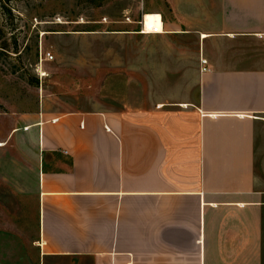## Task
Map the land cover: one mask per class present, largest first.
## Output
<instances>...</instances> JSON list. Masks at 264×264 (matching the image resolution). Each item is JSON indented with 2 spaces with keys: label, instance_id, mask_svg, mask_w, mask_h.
<instances>
[{
  "label": "crops",
  "instance_id": "obj_1",
  "mask_svg": "<svg viewBox=\"0 0 264 264\" xmlns=\"http://www.w3.org/2000/svg\"><path fill=\"white\" fill-rule=\"evenodd\" d=\"M145 1L103 100L12 114L0 188L35 264H264V0Z\"/></svg>",
  "mask_w": 264,
  "mask_h": 264
},
{
  "label": "rangeland",
  "instance_id": "obj_2",
  "mask_svg": "<svg viewBox=\"0 0 264 264\" xmlns=\"http://www.w3.org/2000/svg\"><path fill=\"white\" fill-rule=\"evenodd\" d=\"M145 2L0 0V138L8 135L12 114L28 112L41 102L90 107L103 100L110 67L120 73L122 41L139 37ZM129 27L136 34L124 33ZM45 53L52 60L40 62ZM8 149V141L0 140V152ZM259 165L263 168L264 160ZM259 173L264 178V171ZM10 201L9 192L0 188V245L12 242L1 239L12 236L9 231L18 234L26 252L22 258L35 264L28 246L33 232L25 225L27 209L10 207ZM0 260L5 264L13 261L9 253L0 255ZM51 261L49 264H70Z\"/></svg>",
  "mask_w": 264,
  "mask_h": 264
},
{
  "label": "bare ground",
  "instance_id": "obj_3",
  "mask_svg": "<svg viewBox=\"0 0 264 264\" xmlns=\"http://www.w3.org/2000/svg\"><path fill=\"white\" fill-rule=\"evenodd\" d=\"M142 30L144 33H160L161 26H160V18L158 15L145 13L142 17Z\"/></svg>",
  "mask_w": 264,
  "mask_h": 264
},
{
  "label": "built area",
  "instance_id": "obj_4",
  "mask_svg": "<svg viewBox=\"0 0 264 264\" xmlns=\"http://www.w3.org/2000/svg\"><path fill=\"white\" fill-rule=\"evenodd\" d=\"M141 23H142V22H141ZM141 28H142V25H141ZM142 32H143V30L141 29V33H142ZM50 60H52V57H51V55L48 54V53L43 54V58H42V56H41L40 59H39L40 62H42V61H50ZM200 64H201V66H202L201 71H202V72H207L208 69H207V67H206V65H207L206 61H205V60H201ZM54 121H55V120H53V122H54Z\"/></svg>",
  "mask_w": 264,
  "mask_h": 264
}]
</instances>
